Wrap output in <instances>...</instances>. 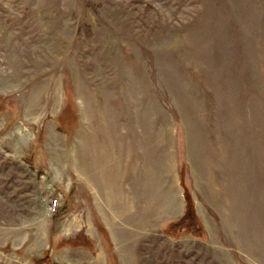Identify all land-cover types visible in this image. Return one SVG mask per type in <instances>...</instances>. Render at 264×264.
Wrapping results in <instances>:
<instances>
[{"label": "rangeland", "instance_id": "obj_1", "mask_svg": "<svg viewBox=\"0 0 264 264\" xmlns=\"http://www.w3.org/2000/svg\"><path fill=\"white\" fill-rule=\"evenodd\" d=\"M39 259L264 264V0H0V264Z\"/></svg>", "mask_w": 264, "mask_h": 264}, {"label": "bare ground", "instance_id": "obj_2", "mask_svg": "<svg viewBox=\"0 0 264 264\" xmlns=\"http://www.w3.org/2000/svg\"><path fill=\"white\" fill-rule=\"evenodd\" d=\"M105 132V135H104V138H103V140H104V142L106 141V139H105V137H107V140L109 141V139H110V137H111V135L110 134H108L109 132H107L106 130H104ZM108 150V149H107ZM106 151V150H105Z\"/></svg>", "mask_w": 264, "mask_h": 264}, {"label": "trees", "instance_id": "obj_3", "mask_svg": "<svg viewBox=\"0 0 264 264\" xmlns=\"http://www.w3.org/2000/svg\"><path fill=\"white\" fill-rule=\"evenodd\" d=\"M184 218H185V219H183V221H186L187 218H186V217H184ZM183 225H184V224H183ZM183 225H181V226H183ZM42 261H43V260H40V259H39V260H37V263L40 264V263H42ZM56 264H57V263H56Z\"/></svg>", "mask_w": 264, "mask_h": 264}, {"label": "built area", "instance_id": "obj_4", "mask_svg": "<svg viewBox=\"0 0 264 264\" xmlns=\"http://www.w3.org/2000/svg\"><path fill=\"white\" fill-rule=\"evenodd\" d=\"M54 205H55V204H53V207H54ZM49 207H51V208H52V205H49Z\"/></svg>", "mask_w": 264, "mask_h": 264}]
</instances>
